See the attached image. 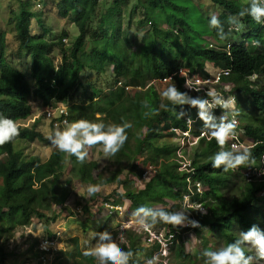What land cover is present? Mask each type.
<instances>
[{
    "label": "trees",
    "instance_id": "1",
    "mask_svg": "<svg viewBox=\"0 0 264 264\" xmlns=\"http://www.w3.org/2000/svg\"><path fill=\"white\" fill-rule=\"evenodd\" d=\"M16 1L18 11L13 23L14 39L17 51L27 54L29 58V74L33 85L30 87L24 73L5 61V33L1 31L0 115L15 120L20 135L0 147V264H4L9 255L5 246V235L11 236L8 232L27 226L32 219L47 225L57 220L63 211H69L64 205L69 192L66 181L61 180L66 159L69 161V175L73 179L87 185L123 186V196L136 209L143 206L157 212H174L171 208L155 210L153 204L164 205L167 200L182 202L185 196L190 195L189 201L202 204L205 211L203 214L190 208L193 216L188 219L200 224L193 230L200 233L208 229L212 234H218L224 246L237 239L232 232L235 225L246 231L253 225L264 230V174L248 181L241 174L243 170H253L264 154V82L260 83V78L264 79V23L258 24L250 16L242 17L241 23L246 29L243 38L246 41L231 44L226 50L223 45L212 48L209 41L217 40L219 29L202 21L200 7L196 3L198 0H183L184 4L177 0H133V6L141 15L136 23L139 27L147 26V29L141 35L138 54H129L125 44L127 40L118 37L120 18L129 0H113L110 3H106V0H54L59 17L77 30L72 47L65 50L62 40L67 36L66 32H62L56 41H47L43 37L50 29L42 18L40 0ZM208 1L218 10L221 9L217 17L227 33L230 27L228 17L238 15L250 6L247 0ZM31 20L36 21L43 34L32 33ZM254 41H259L258 47L254 46ZM55 48L60 57L56 65L50 57ZM136 63L138 65L134 67ZM205 63L230 70L229 76L222 78L221 83L230 84L235 93L247 94L261 116L252 119L250 111L240 109L241 101L236 97L237 106L232 111L235 120L238 118L235 132L241 127L243 138L253 145L247 150L254 162L227 173L223 168L215 169L212 167V157L220 147L214 138L208 141L202 138L189 158L194 172L188 175L177 170L176 148L156 145L154 140L163 131L174 136L175 133L169 131L171 128L187 131V119L192 122V126L195 125L194 129H190L193 135H198L201 128L209 131L216 121L210 116L206 126L204 120H195L199 109L189 104L169 103L148 78L159 80L171 77L168 86L174 84L180 93L186 94L179 69L200 71ZM109 66H112L111 75L106 81L109 87L106 90L99 89L94 97L89 95L88 102L84 104L69 106L65 118L69 122L87 119L105 124H131L123 148L115 156L108 157L114 166L109 176L98 172L96 161L86 159L80 164L75 157H68L57 150L51 151L44 161L37 155H25L22 143L49 141L48 137L36 130L35 120L30 127L21 125L32 114L29 95L46 106L55 105V101L66 100L68 92L75 90L83 69L102 73ZM252 75L256 76L254 80L250 78ZM127 87L133 88V92L129 93ZM186 96L202 98L197 93ZM219 113L220 110L216 111L214 116ZM162 122L165 125L160 127ZM224 150L229 149L225 147ZM140 157H143V163L148 162L157 170L144 182L143 189L135 190L130 187L132 178L129 175L135 173L136 179H139L137 161ZM127 167L130 172L121 179ZM233 172L242 179L240 192L226 201L224 195L231 178L235 176ZM159 179L164 184L155 189ZM187 179L191 184L201 182V193L193 188L191 194ZM105 200L116 203L111 198ZM167 227L174 230L171 225ZM127 237L129 245H122L121 248L133 253L138 237L134 235L131 238L130 232ZM53 239L54 236L49 235V240ZM35 244L39 259L38 241ZM153 248L157 249V246ZM177 250L173 253L175 260L189 258L182 249ZM78 254L81 255L80 251ZM83 258L87 263L94 259ZM129 264L140 262L132 256Z\"/></svg>",
    "mask_w": 264,
    "mask_h": 264
},
{
    "label": "rangeland",
    "instance_id": "2",
    "mask_svg": "<svg viewBox=\"0 0 264 264\" xmlns=\"http://www.w3.org/2000/svg\"><path fill=\"white\" fill-rule=\"evenodd\" d=\"M111 1L113 0H106V3H110ZM177 1L180 4H184L183 0ZM133 3V0H129L124 7L118 25V37L127 40L125 44L128 48L129 54L130 52L138 54L141 35L144 30L147 29V26L139 27L136 23L141 15L140 11L133 6ZM196 3L200 7L199 9L203 17L202 21L208 25L210 24L211 16H217V13H220L221 11V9L218 10L214 5H210L208 0H198ZM40 4L42 18L44 19L46 26L50 29V32L43 34L36 24V21L31 20L32 33L43 34V37L47 41H56L62 32H66L67 36L63 38L62 44L65 50H69L77 35L76 28L71 23L66 22L59 17L56 12V3L54 0H45V2L40 0ZM17 11L18 3L16 0H0V32L3 31L5 33L6 43V54L4 55V58L7 63L12 65V67L24 73L30 87H32L33 81L29 74V58L27 54L17 51V44L14 39L13 23ZM240 20L242 21V18H240ZM245 33L246 29L244 26L240 31L234 34L224 31L226 39H221L220 36L216 34V41H218L220 45L228 46L230 44L238 43L244 37ZM213 40L215 39H212L211 41ZM213 46L216 47V43H214ZM50 57L52 58L54 65L59 63L60 57L57 48L52 49ZM137 65L138 64L136 63L134 67ZM111 72L112 66H109L105 72L102 73H95L87 68L83 69L79 76V84H77L75 90L68 92L66 100L60 102L55 101V103H60L66 108V111H68L69 106L71 105H79L88 102L89 95L94 97L96 91L99 89L106 90L109 87L106 84V81L108 80V77H110ZM148 79L150 83L153 82L160 95L164 89L169 87L168 83L162 85L156 83L153 78ZM260 81V83H262L264 82V79L261 77ZM89 86H91L92 89ZM128 92L132 93L133 88H129ZM237 97H239L241 101L240 109L250 111L253 114L251 115L252 119L261 116L258 110L252 105L247 94L237 93ZM28 101L32 107V114L28 119L21 122L22 126L30 127L35 120L36 130L41 132L45 137H49L52 132L59 129L56 120L47 118L44 114L46 111V105L44 103L40 102V100L32 95H29ZM63 127L60 129L62 130ZM191 128L194 129L195 125ZM181 136V133L172 136L163 131L159 137L154 140V143L169 148L180 147L185 157L190 158L194 153V147L196 145L194 146L189 137H185L186 139L184 140L183 136ZM182 140L183 142H181ZM21 145L24 148L23 152L25 155H37L41 161L48 158L51 151L55 150L51 147L50 141L44 143L34 140L31 143H22ZM87 160L96 161L98 172H102L105 177H108L114 169V166L108 160V157H105L98 147H93L89 150ZM137 164L140 165L141 162L137 161ZM129 172L130 170H128V167L125 168L120 178L122 179L123 176ZM232 174L235 176L231 178V184L224 195L226 201H230V198L236 197L240 192L239 187L242 179L239 175L237 176V174H234V172ZM129 177L132 178V184H130V187L135 190L143 189L144 182L138 181L135 173L129 175ZM61 180L62 182L66 181V188L69 192V196L64 202V205L69 208V211H63L57 220L51 221L47 225L40 223L36 219H32L27 226H20L14 231L8 232L7 234L11 236L5 235V246L9 255L6 257L4 264H42L38 259V255H36L37 250L35 243L40 240L49 239V235L54 236L53 244L50 246L52 252H49L48 257L43 264H96L94 259L91 263L85 262L83 253L92 250L96 246L99 242L98 234L104 231L111 234L113 241L116 242L120 248L122 245H129V238L127 237L128 232H130L131 238H133L134 235L137 236L138 238L135 239L136 241L134 240L136 247L133 252V257L137 259L140 264H145L146 259L149 258L150 253L153 251V247L146 245L141 238L145 230L142 225L138 223V220L142 217H137L135 215L136 208L132 207L128 199L123 196V186L107 184L101 186L100 191L94 196H88L86 192L88 185L81 183L76 178L73 179L69 175L68 159H66ZM162 183L164 184L162 180H157L155 183V189L161 188ZM107 198L115 200L116 203H112L110 200L106 201L105 199ZM107 202L112 203L113 205H118V209L108 210L104 207V204ZM188 202V200L185 202H173L167 200L164 205L153 204V208L155 210H169L171 208L174 212L183 211L189 218L193 216V213L190 211V208L188 209L186 206V203ZM84 207L87 209H84ZM163 227L166 229L168 228L166 224L159 223L151 231H158ZM176 229L179 234L175 244L170 250L169 261H167L166 264H203L204 258L202 252L204 250H216L220 247H224L223 239L216 233L212 234L208 229H204L200 233H197L188 224ZM232 232L238 238L239 232H246V230L235 225ZM177 249H182L184 255L186 254L189 258L175 260L173 253L177 252ZM78 251L81 253L80 256ZM245 251L246 255H255L254 252L250 251L247 247H245ZM254 264H264V261L254 260Z\"/></svg>",
    "mask_w": 264,
    "mask_h": 264
},
{
    "label": "clouds",
    "instance_id": "3",
    "mask_svg": "<svg viewBox=\"0 0 264 264\" xmlns=\"http://www.w3.org/2000/svg\"><path fill=\"white\" fill-rule=\"evenodd\" d=\"M247 1H250L249 7L241 10L238 15L228 17L227 22L230 25L228 28L229 32L235 33L240 31L243 27L240 18L245 16H250L258 24L264 23V0ZM209 23L212 28L219 29L218 35L221 39H226L224 36V28L216 15L211 16ZM211 40L209 41L210 47L215 48L213 46L214 43H216V48L220 46L218 42ZM245 41L246 39L242 38L238 44ZM253 43L254 46H259V41H254ZM230 45L223 46V48L226 50ZM180 69H182L181 74H183V69L187 70L189 78L197 76L202 82L197 85V87L202 85L203 89L188 90L186 88L188 82H185V77L180 76L179 74V76L183 78V89L185 90V93L193 96L197 93V95L202 98L187 97L186 94L180 93L174 84L164 89L161 96L173 105L189 104L192 107H196L199 109V115L196 116L195 120H204L206 126H208L210 116H212V118L216 121V125H211V129L209 131L205 129H201L199 131V134L204 131L208 136V139L204 137L205 140L208 141L214 138L217 145L220 147L218 149V153L212 157V167L215 169L223 168V171L227 173L241 168L250 162H254L252 161L251 153L247 149L235 151V144L232 145L233 150L220 151L224 150L227 146L226 143L228 140L233 138L235 134L239 135L241 140L248 143L250 147L253 146L245 138H243L240 126V130L235 132L238 118L235 120L232 111H234V108L237 106V93L232 91L230 84L221 83L222 78L229 76L230 70L215 66L212 63H205L200 71H193L191 68ZM220 70H222V73L218 75L217 71ZM255 77V75H252L250 78L254 80ZM167 78L169 79L166 82H160L162 79L155 81L158 84L165 85L171 81V77ZM216 78L217 80H215ZM207 80L208 82H205ZM129 88L130 87H127L126 89L129 90ZM57 105L62 106L60 103L53 106L55 107ZM218 110H220L221 113L214 116V113ZM156 114H158V112ZM66 117L67 115L65 118ZM60 119L61 118H57V121H60ZM163 125H165L163 122L160 123V127H163ZM61 127H63L62 130L60 129ZM130 127L131 124L128 122H123L122 124H105L104 122H93L87 119H79L73 122L66 120L63 125H59V129H57L53 135L49 136L48 139L52 148L60 153L66 154L68 157H75L78 163L83 164L88 158L89 150L93 147H98L99 150L103 152L105 157L115 156L127 142V129ZM191 127L192 122L190 121V123H188V130L185 132H187L192 138L198 137L199 134L193 135L190 132ZM179 132L181 131L179 130ZM176 134L177 133H175L174 136H176ZM19 135L20 132L15 120L0 115V147L11 143ZM199 139L195 145L198 144ZM263 155H261L259 163L253 167L260 166V160ZM100 189L101 186L99 184H90L87 186L86 192L88 196H93L98 193ZM191 204L190 208L194 211H202L204 209L202 204ZM201 213L204 214V212ZM135 215L137 217H142L138 220V223L142 225L146 231H151L159 223L171 225L174 229L183 227L185 224L190 225L192 228L200 227L198 221L189 220L183 211L170 212L162 210L157 212L150 208L141 206L135 210ZM98 235L99 242L92 250L85 251L83 253L84 256L94 258L96 264H129V260L133 256L131 251L122 250L119 245L113 241L111 234L107 231L99 233ZM176 240L177 238H175L174 244ZM149 246L154 247L155 245ZM172 246L169 249L167 261H169V253ZM245 247L254 252L255 255H246ZM152 250L153 251L150 253L151 255H149V258L146 259L145 264H166V262L161 261L159 253L152 256L156 249L153 248ZM202 256L204 258L203 264H254V260L264 261V230L253 225L248 231L239 232V236L234 242L216 250L206 249L202 252Z\"/></svg>",
    "mask_w": 264,
    "mask_h": 264
},
{
    "label": "built area",
    "instance_id": "4",
    "mask_svg": "<svg viewBox=\"0 0 264 264\" xmlns=\"http://www.w3.org/2000/svg\"><path fill=\"white\" fill-rule=\"evenodd\" d=\"M181 70L182 69H180L179 74H180V76L185 77V82L186 81L188 82V85L186 86V88L188 90H194V89L201 90V89H203L202 85L200 87H197V85L202 83L201 80L197 76L189 78L188 77V71L183 69V74H181ZM220 73H222V70L217 71L218 75H220ZM224 73H226V72H224ZM168 79L169 78H163L162 80H160V82H166ZM215 80H217V78ZM205 82H208V80ZM185 85H186V83H185ZM45 115L47 116V118L55 119L57 125H63L64 121H66L65 116L67 115V112L65 111V108L63 106L57 105L54 107V106L48 105L46 108V111H45ZM57 118H61L60 121H57ZM187 123H190V121L187 120ZM170 131H173L177 134L181 133L184 140L186 139L185 137H189L190 141L193 142L194 145L197 143V140L199 138L205 137L206 139H208V136L205 134L204 131L200 132L199 136L196 138L190 137L187 132H179L178 129L171 128ZM181 142H183V140ZM226 144H227L226 148L229 150H233L232 145L235 144L236 145V149H234L235 151H238L240 149L245 150V149H248L250 147V145L248 143H246L245 141L241 140L240 136L237 134H235V136L233 138L229 139ZM220 151H225V150H220ZM175 154H176L177 170L179 172H185L188 175L193 174L194 170H193V167L191 165V160L189 158L185 157V155H184V153L180 147H178L176 149ZM138 161L141 162L140 165L137 164V165H139L138 170L140 171V177H139L138 181L145 182V180L147 181L151 176H153L155 174L157 168L148 162L143 163V158H141V157ZM252 169L253 170L241 171V174L244 175V177L247 179V181L251 180V179L256 180L257 178L261 177V175L264 174V155L262 156V158L260 160V166L258 168L253 167ZM187 182H188L187 188L189 189L191 194H192L193 188H195V190L197 192L201 193V189H202V183L201 182L195 181V183L191 184L190 180H188V179H187ZM189 196H185L184 200L189 201ZM184 200H183V202H185ZM191 205L192 204L190 203V201L188 203H186L187 208H190ZM104 206L108 210H117L118 209V205H113L112 203H108V202L105 203ZM200 212H205V211L202 210ZM178 234L179 233H178L177 229L170 230V229H166L163 227L158 231H146L145 230V233L142 235V239L147 245H156L157 246V249L153 252L152 256L154 254L159 253L161 261L167 262L169 249L174 244L175 238ZM52 244H53V240H49V239L38 241L37 248L40 251L39 261L42 264H43V262H45L46 258L48 257L49 252H52V250L50 248V246H52Z\"/></svg>",
    "mask_w": 264,
    "mask_h": 264
}]
</instances>
